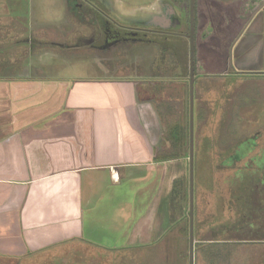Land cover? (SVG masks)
<instances>
[{
    "label": "crops",
    "instance_id": "1",
    "mask_svg": "<svg viewBox=\"0 0 264 264\" xmlns=\"http://www.w3.org/2000/svg\"><path fill=\"white\" fill-rule=\"evenodd\" d=\"M31 1L0 0L12 20L26 13L23 34L49 40L65 16L74 25L68 0H56L61 14L53 25L43 15L36 22L35 5L44 1ZM195 1L194 264H264V0ZM94 3L128 24L163 28L170 11L182 23L171 43L137 48L129 64L122 58L123 71L92 77L16 62L48 49L83 51L74 38L68 45L45 41L39 51L34 41L16 42L15 30L7 39L0 34V60L13 58L0 63V259L73 243L152 250L177 227L189 232L190 249V221L162 233V203L190 144L185 157L167 159L177 149L159 112L163 99L169 108L188 107L190 118L186 13L169 0L139 8L129 0ZM214 123L217 133L208 129ZM199 154L207 157L199 162ZM210 171L215 179L203 173Z\"/></svg>",
    "mask_w": 264,
    "mask_h": 264
},
{
    "label": "rangeland",
    "instance_id": "2",
    "mask_svg": "<svg viewBox=\"0 0 264 264\" xmlns=\"http://www.w3.org/2000/svg\"><path fill=\"white\" fill-rule=\"evenodd\" d=\"M25 2L26 0H2V3L9 2ZM43 4H36L34 8V18L36 22H39L42 18V15L45 17L46 22H51L49 24L53 25L55 21H58L59 14H61V9H59L60 3L56 0H43ZM132 3L133 8L143 7L145 5L150 4L153 0H129ZM246 0H242L241 2L244 3ZM139 2V4H138ZM239 2V1H238ZM241 3L239 2L236 5H233L232 8L237 10L240 8ZM24 5V4H22ZM19 16L16 18L17 20H12L11 14L7 11H1L0 8V23L2 24L3 31L0 29V34L3 33V39L10 38L11 31H17L18 33L22 34L24 32L26 16L23 12L18 13ZM66 22V16L64 18ZM20 21V22H19ZM63 23L66 26L70 25L68 23ZM72 24L75 25V21L72 20ZM16 24H18L16 28ZM73 25L69 26L66 31V37H68V32L72 31ZM56 27H53L54 29ZM26 29V28H25ZM60 33V32H59ZM59 33H55L56 38L59 37ZM53 36V35H52ZM51 36V37H52ZM73 36L68 37L67 41L72 43ZM89 44L85 46L83 51L74 52L73 54H68L69 50L65 52H61L58 54L57 52H53V50H46V52H39L37 55L39 56L40 62H43L45 72L46 70H53L56 68V73L59 71L61 76L64 75L68 78L71 77H92V76H102L105 73H117L119 71H123L122 68V56L119 57L114 55L107 59H101L93 54V52L89 49ZM136 51V52H135ZM134 52L137 54L139 53L138 50H129L127 56L134 55ZM65 55V57H63ZM125 56V58H127ZM13 60V58L8 59L7 57L2 58L1 62L6 63L9 65V61ZM35 59H33L34 61ZM125 60V59H124ZM129 58L125 61L128 63ZM20 60H16L19 62ZM36 62V60H35ZM131 62V60H130ZM129 62V63H130ZM128 63V64H129ZM121 65V66H120ZM12 66V65H11ZM15 66V65H13ZM60 69V70H59ZM244 97H246L244 95ZM264 125V124H263ZM215 126V128H214ZM217 124H213L211 129L213 133L218 132ZM202 124H198V134L199 137L197 139L198 147L202 148V146L207 143V138L203 136ZM202 130V132H201ZM206 131V129H205ZM204 131V132H205ZM196 143V140H195ZM206 154H199V162L203 158H206ZM188 159H184L183 162L180 161L178 166V177L185 175L188 177L189 174V165ZM202 173V172H201ZM204 174H208L209 177L215 179L217 177V172H203ZM187 227V225H185ZM188 228V227H187ZM171 235H168L167 238L163 239V243L158 244V246H154V249H142V248H134L129 250H115V251H106V250H99L91 248L84 244L73 243L70 245H54L48 249L34 252L26 257H21L16 259H0V264H189V232L187 235L185 231L182 232L183 235L177 233L178 227L175 229ZM200 264V263H199Z\"/></svg>",
    "mask_w": 264,
    "mask_h": 264
},
{
    "label": "flooded vegetation",
    "instance_id": "3",
    "mask_svg": "<svg viewBox=\"0 0 264 264\" xmlns=\"http://www.w3.org/2000/svg\"><path fill=\"white\" fill-rule=\"evenodd\" d=\"M29 3L31 4L32 1L29 0ZM68 3L71 6L69 13L71 17L69 20L70 22H72V20L75 21V25H73L71 34L68 35V37L73 36L75 39L74 45L82 49L89 44V49L94 55L101 57V59H107L114 55L125 57L127 56L125 53L129 50H132L133 52L135 49L138 50L137 48L145 47L153 43H159L158 41H160V39H162L160 43L164 45L165 40L170 42L171 37L176 33L175 29L177 28V25L182 23V18L178 12L177 14L175 12V15L172 16L173 13L170 11L167 14L168 18L166 24L164 23L163 28L156 27L152 21L146 25L128 24L123 19L113 18L103 7L96 5L94 0H68ZM168 6L171 7L172 4L168 3ZM64 22V20L55 22L56 25L59 26L54 28L52 32L54 36L55 33L58 34L60 32V39L55 38L56 36H52L48 40L45 36H37L29 32L27 35L23 36H20L22 35L20 33L16 34L15 41H34L32 46L36 47L34 50L39 51H42V47L46 45L45 41L68 45L70 43L67 41L68 37H66V31L64 28L62 29V27H64ZM176 22L178 24H176ZM81 25L87 29H82V27H80ZM73 33H75V37ZM18 53L27 56L29 52L18 51ZM31 57L32 56L29 53V58L27 60L22 59L18 63L25 64L24 61L31 63L33 62ZM36 61L40 62L39 59Z\"/></svg>",
    "mask_w": 264,
    "mask_h": 264
},
{
    "label": "trees",
    "instance_id": "4",
    "mask_svg": "<svg viewBox=\"0 0 264 264\" xmlns=\"http://www.w3.org/2000/svg\"><path fill=\"white\" fill-rule=\"evenodd\" d=\"M175 5L181 7L185 13L187 22L190 18V0H169ZM225 2H232L235 0H219ZM189 27V26H188ZM173 107L169 108L166 100L159 101L160 114L164 125L167 127L168 134L171 135V143L176 146V156L174 153L167 155V159L176 158L181 159L185 157V148H189L190 132H189V108L184 106L182 109L177 104H171ZM177 106V107H176ZM184 149V150H183ZM165 157V156H164ZM189 180L185 175L179 176L175 179L171 192L167 194L162 203V233L167 231L170 225L184 221L188 225L189 217Z\"/></svg>",
    "mask_w": 264,
    "mask_h": 264
},
{
    "label": "water",
    "instance_id": "5",
    "mask_svg": "<svg viewBox=\"0 0 264 264\" xmlns=\"http://www.w3.org/2000/svg\"><path fill=\"white\" fill-rule=\"evenodd\" d=\"M195 0H190V30L188 38L190 40V69L191 78L189 81V94H190V149H189V180H190V205H189V217H190V249H189V264H194V55H195ZM172 10L173 6H171ZM176 24H178L176 22ZM175 24V25H176ZM170 192V191H169ZM168 192V194H169Z\"/></svg>",
    "mask_w": 264,
    "mask_h": 264
}]
</instances>
